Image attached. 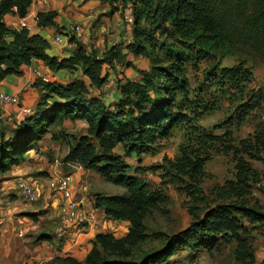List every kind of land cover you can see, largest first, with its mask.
<instances>
[{
	"label": "trees",
	"instance_id": "obj_1",
	"mask_svg": "<svg viewBox=\"0 0 264 264\" xmlns=\"http://www.w3.org/2000/svg\"><path fill=\"white\" fill-rule=\"evenodd\" d=\"M33 1L2 0L0 4V83L9 75L20 74L23 65L41 60L53 71L81 68L90 85L83 79L69 84L38 81L41 97L34 113L15 123L9 133L0 120V174L22 164L25 155L37 148L55 123L84 120L89 125L87 133L74 137L63 163L79 165L124 188L126 193L122 195L95 193V208L113 220L128 221L131 225L122 239H116L112 233L98 234L84 261L65 257L55 258L49 264H168L171 257L185 249H210L217 244V237L227 231L237 242V259L243 264L254 263L252 247L240 234L245 229L233 215L238 213L259 221L264 216L245 205L223 207L185 231L172 236L162 234L161 249L143 251L137 260L132 259L134 248L150 239L148 214L160 209L167 198L159 191H152L142 179L130 175V166L115 149L123 146L129 153L141 156L153 151L159 137L170 133L180 119L176 112L178 93L188 91L183 76L185 64L205 57L199 52L201 47L242 46L255 49L264 57V0H122L123 7H130L133 17V40L126 49L137 57L149 59L151 66L145 73L141 72L140 81L118 85L119 98L111 106L113 109L100 98L92 97L89 87L101 89L105 85L104 67L123 62V45H116L101 56L92 47L88 50L81 46L73 36L70 42L76 44V49L72 55L64 59L52 57L47 52L50 43L44 37L31 35L26 28L12 30L5 23L9 14L27 17ZM110 1L114 4L119 0ZM56 15L39 13L38 26L57 28ZM161 37H170L183 47L159 42ZM229 73L233 83L240 79L238 74ZM222 79L221 75L219 83Z\"/></svg>",
	"mask_w": 264,
	"mask_h": 264
},
{
	"label": "rangeland",
	"instance_id": "obj_2",
	"mask_svg": "<svg viewBox=\"0 0 264 264\" xmlns=\"http://www.w3.org/2000/svg\"><path fill=\"white\" fill-rule=\"evenodd\" d=\"M159 42L183 47L170 37H161ZM200 50L205 57L185 64L188 91L178 93L180 119L170 133L159 137L153 151L141 156L123 146L115 149L130 166V175L167 198L160 209L148 214L150 239L134 248L135 260L143 251L161 249L162 234L185 231L223 207L245 205L264 216V57L242 46ZM122 65L134 68L126 59ZM230 71L240 76L237 82L230 79ZM97 186L106 195L126 193L103 178ZM233 216L252 247L255 262L250 264H264V220ZM217 239L210 249L177 252L168 264H243L235 256L237 242L229 231Z\"/></svg>",
	"mask_w": 264,
	"mask_h": 264
},
{
	"label": "crops",
	"instance_id": "obj_3",
	"mask_svg": "<svg viewBox=\"0 0 264 264\" xmlns=\"http://www.w3.org/2000/svg\"><path fill=\"white\" fill-rule=\"evenodd\" d=\"M47 12L57 14V28L38 26L37 15ZM131 18L132 11L130 7H123L122 0L114 4L110 0H34L27 17L9 14L5 16V23L12 30L26 28L31 35L44 37L50 43L48 54L58 59L69 58L76 49V44L67 37L63 38L62 44L54 41L55 37L66 35L65 30L72 24L83 26L84 32L77 39L78 43L88 50L92 47L101 56L112 47L123 45L122 59L132 62L134 68L115 62L113 66L105 65L103 70L106 83L114 81L120 84L140 81V72L150 68L149 60L137 57L126 49L133 40ZM75 79H83L90 85L81 68L53 71L41 60L23 65L18 75L6 77L0 83V94L19 96L21 104L13 106L0 103V120L5 132L9 133L15 123L34 113L41 97L36 85L38 81L69 84ZM106 83L101 89L89 87V91L92 97L100 98L111 107L119 98V92L101 96V91L107 92ZM88 127L84 120L55 123L37 148L25 155L22 164L0 174V264H49L55 258L65 257L84 261L98 234L112 233L116 239L128 235L131 228L128 221L113 220L95 208L96 199L93 195L106 193L97 186L102 178L79 165L63 163L70 145L74 144V137L86 135ZM62 132L66 135L62 136ZM66 174L72 176L74 198L85 200L89 224L85 229L71 230L67 238L61 239L56 229L60 223V208L65 200L61 195L54 194L48 183L52 178ZM19 179L37 188L39 198L36 204H26L21 199L16 187ZM41 236L51 239L38 240Z\"/></svg>",
	"mask_w": 264,
	"mask_h": 264
},
{
	"label": "built area",
	"instance_id": "obj_4",
	"mask_svg": "<svg viewBox=\"0 0 264 264\" xmlns=\"http://www.w3.org/2000/svg\"><path fill=\"white\" fill-rule=\"evenodd\" d=\"M1 2L2 0H0V4ZM131 21H133V17ZM83 32V26L81 24H72L65 30L66 35L57 36L54 41L58 44H62L64 37L70 40L73 36H76L79 40ZM106 85L107 92L105 93L113 95L119 92L116 82L108 81ZM0 103L3 105L20 106L21 100L19 96L0 94ZM71 177L70 174L60 175L52 178L48 183L49 189L54 192V194L61 195L65 200L60 208V223L56 229V234L61 239L67 238L71 230L85 229L89 224V213L86 210L85 200L75 199L73 196ZM16 187L21 199L26 204H34L38 201V190L33 184L19 179L17 180Z\"/></svg>",
	"mask_w": 264,
	"mask_h": 264
}]
</instances>
